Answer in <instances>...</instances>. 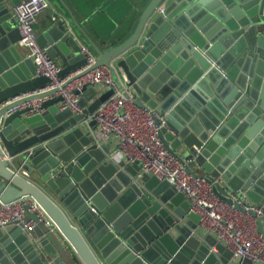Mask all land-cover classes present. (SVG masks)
<instances>
[{
	"label": "water",
	"instance_id": "obj_1",
	"mask_svg": "<svg viewBox=\"0 0 264 264\" xmlns=\"http://www.w3.org/2000/svg\"><path fill=\"white\" fill-rule=\"evenodd\" d=\"M20 1L0 0L1 198L33 195L70 244L65 247L63 238L29 214L37 225L23 231L32 239L27 235L20 247L28 249L30 263L7 240L0 248V264H227L228 257L220 263L199 243L185 255L176 241H166L163 231L174 224L173 214L198 222L182 192L147 174L141 177L146 190L131 182V176L117 182L120 170L112 162H100L109 149L93 142L88 131L77 146L70 144L72 135L83 133L82 115L59 109L60 95L42 102L43 107L55 104L54 120L44 112L29 115L28 106L9 111L36 96L19 95L49 81L34 75L35 64L28 56L24 60L17 46L20 34L9 9ZM159 2L149 1L123 43L110 50L96 48L95 65L116 60L138 103L165 113L172 132L161 131L160 136L173 152L184 145L181 158L190 159L189 171L198 164L208 176L219 177L222 184L215 190L228 201L227 190L264 206V159L257 161L259 154L264 156V0H171L155 14ZM56 25L61 31L50 43L66 55L62 76L82 66L85 56L64 21ZM29 61L28 72H19ZM111 92L105 89L87 110L93 111ZM89 125L94 128V121ZM16 155L19 162L44 158L35 163L43 188L7 166V158ZM139 196L143 204L135 199ZM258 229L264 235V217L258 219ZM215 248L217 253L226 249L220 242Z\"/></svg>",
	"mask_w": 264,
	"mask_h": 264
},
{
	"label": "built area",
	"instance_id": "obj_2",
	"mask_svg": "<svg viewBox=\"0 0 264 264\" xmlns=\"http://www.w3.org/2000/svg\"><path fill=\"white\" fill-rule=\"evenodd\" d=\"M48 6L49 0H21L13 7L12 15L20 34L18 42L27 48V56L35 64L34 75L47 76L49 81L37 90L19 95L36 96L9 111L28 106L29 115L40 114L46 98L60 95L59 109L81 114V124L88 126L93 142L101 145L110 138L115 140L116 149L110 154L115 162L136 163V178H141L143 174L154 176L159 181L166 180L182 192L189 202L188 211L198 216L199 225L214 234L239 264L244 260L251 264H264V235L258 229V219L264 217V206L247 201L245 195L238 196L229 190L227 196L232 200L228 201L215 190V185L222 184L219 177L189 171L187 164L190 159L179 157L160 136L161 131L172 132L165 113L138 103V95L128 84L125 73L112 60L95 65L97 55L88 46L81 45L84 64L60 76L61 66L50 57L47 47L37 42L33 26L37 15ZM156 8L162 11L164 7L160 4ZM57 17L55 12L52 19ZM95 84H102L112 92L89 112L81 98L87 85ZM45 91L52 92L38 95ZM91 120L95 123L94 128L89 125ZM21 170L25 174V170ZM1 191L0 188V228L18 226L23 231H29L37 225L36 220L29 216L32 214L70 244L54 218L33 195L24 193L4 201Z\"/></svg>",
	"mask_w": 264,
	"mask_h": 264
},
{
	"label": "crops",
	"instance_id": "obj_3",
	"mask_svg": "<svg viewBox=\"0 0 264 264\" xmlns=\"http://www.w3.org/2000/svg\"><path fill=\"white\" fill-rule=\"evenodd\" d=\"M149 1L150 0H49L48 8L37 15L36 21L33 25L37 42L41 46H46L50 57L53 58V60H55L62 67L64 65L62 56H66L64 54V50L58 47L52 48L50 43V40L53 38V36H57L58 34H60L61 30L58 25H56V22L59 19H62L66 25L67 30L73 35L77 44L79 46H88L89 49L98 56L96 48L101 51L110 50L111 48L123 43L131 35L142 11L149 3ZM170 2L171 0H160L158 5L162 4L163 7H166ZM155 9V14H157L158 10L157 8ZM9 10L11 13V17H13V7H10ZM55 12H57L58 17L56 19H52V15ZM18 34L19 33L17 30L16 35ZM17 46L19 47V51L23 56L22 58L24 60L27 59V48L20 45L18 41ZM225 57V59H228L226 55ZM112 61L116 64V60ZM32 62H24V64L19 67V72L26 74V72H28V70L30 69ZM105 89L106 87L102 84H95L87 87L81 98L84 107L87 109V105L90 104L99 94L104 92ZM54 109L55 104L44 107L43 112L46 119H55L56 114L53 112L55 111ZM81 127L83 129V133L79 135H72L69 138L70 144H74V146H77L80 143V140L84 138V132H89L88 126H84L81 124ZM165 132L169 131L167 130ZM262 141L264 142V139ZM99 146H105L109 149L108 155L103 159V161L100 162H112V164L116 166L118 170H120V176L117 175L116 177L117 182L120 180H125L127 179V177L131 176V182L136 183L139 188L146 190L141 178H136L135 175H131L132 171H135V169L138 167L136 163L121 161L127 164L126 167H123L121 166V164H119L120 162L117 163L110 157V154L114 153L116 149V142L113 138L102 142V144ZM69 147L67 148V150L69 149ZM184 150V145L180 144L179 146L175 147L174 152L179 157H181L184 153ZM257 158V161L261 162V159H264V156L263 154H259ZM7 159V166L9 168L14 170H25V174L22 173V170L19 172L24 175L30 182L39 186L40 188H43V183L41 181L42 175L39 168L35 166V163L38 162L37 164H39L40 162H43L44 158L37 160V162L35 163L30 161L19 162V156L17 155L13 158L8 157ZM109 169H112L111 164L107 166V170ZM191 170L196 174L207 175V173L202 170L198 164L193 165L191 167ZM47 193L49 194V192ZM138 198L139 199L135 198L136 200H140L138 204H143L141 196H139ZM246 200L251 201L249 197H246ZM145 202H147V200ZM176 208L179 211L182 210L180 204H178ZM173 216L175 218L174 224L169 226L167 230L163 231V236H165V239L168 243L172 245L173 243L175 244L176 241V246L185 255L191 252L192 246H195L197 243H199L204 247L210 248V250L214 253V258H216L219 262L221 261L220 258L228 257L227 264H239L236 258H234L231 254H228V252L226 251V247V249L222 252L223 254L217 253L215 244L218 241L215 238V235L205 231L198 222L193 221L186 215L180 217L173 214ZM30 217H32V215H30ZM72 222L75 224V220ZM192 224L194 225L193 227L191 226ZM27 235H24L23 230H21L18 226H8L0 228V248H2L3 242H7V240H9L8 242L11 244V247L21 256H23L24 261L30 263L29 258L25 257V255L27 254L26 251H28V249L26 248L25 250H22L20 247L22 245H25L23 243L27 241L28 236L30 237V240L32 239L30 234L28 236ZM62 242L64 243L65 247H69L65 241L62 240ZM105 244L108 243L105 242ZM212 247H214V249ZM100 263L106 264L105 262H103V260H101Z\"/></svg>",
	"mask_w": 264,
	"mask_h": 264
}]
</instances>
